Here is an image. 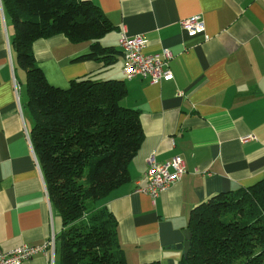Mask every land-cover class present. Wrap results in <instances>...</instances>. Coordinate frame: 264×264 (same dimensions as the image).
I'll return each instance as SVG.
<instances>
[{
  "label": "crops",
  "instance_id": "0c3cea01",
  "mask_svg": "<svg viewBox=\"0 0 264 264\" xmlns=\"http://www.w3.org/2000/svg\"><path fill=\"white\" fill-rule=\"evenodd\" d=\"M89 1L115 26L103 46L121 51L123 33L142 35L146 53L172 51V77L157 84L127 81L122 55L111 66L78 62L92 43H74L62 34L34 42L36 62L48 82L63 89L88 76L126 82L122 105L139 111L144 138L129 164L128 181L98 204L117 218L128 264H183L186 255L178 246L186 242L193 210L264 178V0ZM198 15L203 32L185 31L182 22ZM13 37L11 16L0 0V248L5 251L42 244L61 231L30 138L26 76ZM175 156L187 165L180 181L155 199L137 191L147 183L150 161L165 163ZM22 264H61L60 253L56 248Z\"/></svg>",
  "mask_w": 264,
  "mask_h": 264
},
{
  "label": "trees",
  "instance_id": "16d2710c",
  "mask_svg": "<svg viewBox=\"0 0 264 264\" xmlns=\"http://www.w3.org/2000/svg\"><path fill=\"white\" fill-rule=\"evenodd\" d=\"M5 3L14 27L12 48L26 76L30 138L61 221L55 235L61 264H128L118 220L98 203L128 181L129 164L144 138L139 111L122 105L123 80L88 76L66 89L50 84L32 48L62 34L74 43H92L76 61L111 66L122 52L101 40L115 26L89 0ZM188 229L191 246L183 264H264V178L196 207Z\"/></svg>",
  "mask_w": 264,
  "mask_h": 264
},
{
  "label": "built area",
  "instance_id": "2783aa9c",
  "mask_svg": "<svg viewBox=\"0 0 264 264\" xmlns=\"http://www.w3.org/2000/svg\"><path fill=\"white\" fill-rule=\"evenodd\" d=\"M182 28L191 34L202 33L201 16H194L182 22ZM118 45L122 52L123 74L127 81L140 78L149 84H157L172 77L170 63L174 55L169 49H163L158 54H148L145 52L147 40L144 36L128 37L125 33L120 37ZM17 89L16 86V91ZM186 172L187 165L181 156H175L165 163L150 161L146 174L147 183L144 187L139 185L137 191L155 199L172 184L180 181ZM55 250L56 236L53 233L52 237L42 244L22 245L9 251L0 248V264H22L40 254H53Z\"/></svg>",
  "mask_w": 264,
  "mask_h": 264
},
{
  "label": "water",
  "instance_id": "95a60500",
  "mask_svg": "<svg viewBox=\"0 0 264 264\" xmlns=\"http://www.w3.org/2000/svg\"><path fill=\"white\" fill-rule=\"evenodd\" d=\"M185 235H186V242L182 245H179L178 248L181 249V250H184V253L185 255L187 256L188 255V252L190 250V246H191V237H192V233L191 231L187 230L185 232Z\"/></svg>",
  "mask_w": 264,
  "mask_h": 264
},
{
  "label": "rangeland",
  "instance_id": "374dc122",
  "mask_svg": "<svg viewBox=\"0 0 264 264\" xmlns=\"http://www.w3.org/2000/svg\"><path fill=\"white\" fill-rule=\"evenodd\" d=\"M104 38H107V36H106V37H104ZM104 38H103V39H104ZM117 67H118V66H117Z\"/></svg>",
  "mask_w": 264,
  "mask_h": 264
}]
</instances>
